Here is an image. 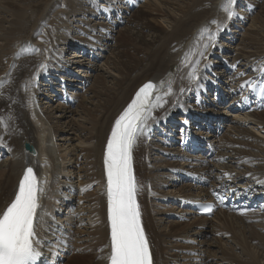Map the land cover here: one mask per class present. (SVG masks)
I'll list each match as a JSON object with an SVG mask.
<instances>
[{"label": "bare ground", "instance_id": "bare-ground-1", "mask_svg": "<svg viewBox=\"0 0 264 264\" xmlns=\"http://www.w3.org/2000/svg\"><path fill=\"white\" fill-rule=\"evenodd\" d=\"M100 1L103 2V0H67L65 9L62 11L66 15V22H70L71 18H77V22H80L78 28L82 30L87 28L85 31H81L90 39L75 40L78 43L86 41L87 44H83V46L95 49L99 38L115 40V45L109 51V55L103 64L105 68L101 66L94 68V71L102 70L97 78L96 75L94 76L96 79L92 84L94 87L100 82V88L94 89L88 95L83 93L80 96L82 103L90 104V107L86 108L89 110L86 115H84L83 109L75 111L78 118L88 124V127L84 125V130L80 128L82 123L78 126L80 133L81 131L84 132L81 137H77L79 136L78 133L72 136V131L64 132V129L71 130L68 129V124L64 126V129L57 124L51 125L49 120L57 111L48 109L44 111L39 106L35 107L33 100L38 93L36 87L42 85L39 82L41 78L46 80L49 75L54 76L56 71L62 72L60 68L63 66H60L57 58L62 60L63 57L59 55L57 49L49 51L56 41L52 36L53 32L50 30V26H46V20L51 9L57 6L58 0H45L44 9L40 12L37 10L41 4L39 1L31 4L25 1H21V4L20 1L18 3L13 0L0 2V14L4 15L2 19L0 18V143L9 151V156L0 162V213L12 201L19 180L27 167H32L36 174L39 173V181L44 183L40 197L41 202H43L41 206L44 208L42 215L44 219L48 218L47 213L54 212V205L60 208L63 197L71 200V197L74 196L78 210L73 217L70 212H63L62 215H58L59 218L56 216L49 219L53 228L59 227L69 220L71 226L67 225V228L72 229V234H68L70 239L67 236H61L68 246L66 252H58L54 256L52 260L55 264L68 252L76 253L69 260V264H104L107 261L108 247L106 241L108 232L105 219L107 202L101 193V188L103 184L102 155L111 126L115 118L144 83L152 81L156 84L157 91L154 95L162 96L171 90L174 94L179 92L181 88L177 86V80L185 75L188 76L192 67L196 66L195 60L198 59L199 52L203 50V44L208 42V35L215 33L216 40L219 37L220 29L224 21L227 20V14L221 15H223L224 7L230 2V0H190L191 6H193L189 9L184 10L180 7L174 10L173 7L171 8L161 0H146L142 6L136 7L137 9L140 8L137 11L133 6L142 0H125L126 2L111 0L114 3L103 2L102 5L105 6L100 4L99 6ZM205 1L206 3H204ZM129 2L132 4L131 10L128 9ZM238 2L239 0H236V6ZM28 9H31V14L25 13ZM220 10L222 13L219 16ZM235 10L238 12L239 7ZM260 12L263 16L264 3H262L261 10L257 12V15ZM91 15L97 17L100 22H93L92 27H87L89 21L92 20ZM150 15L153 19L159 18L160 21L165 22L169 30L165 23L163 29L157 28L151 22ZM117 17L121 18L120 21L124 23V26L115 30L113 27H118L116 25ZM258 17L260 18V14L253 17L249 24V29L254 31L252 38L242 39L243 42L237 45V48L235 47L234 53H229L226 56L230 59V62L225 61V65L229 69L228 73L234 72L230 76L231 81L223 88L229 89L230 93L235 94L241 90L239 87L242 84L250 81L251 83L247 85L248 89L252 86L257 94L251 98L242 95L236 98L239 102L251 99L253 104H264V97L259 95L260 88L264 86V45L257 42L258 37L264 35V20L259 21ZM25 19L26 21H24ZM59 20L60 18H58L54 30L60 26ZM213 20L218 23L212 24L211 21ZM23 33L26 34V37ZM39 33L47 43L46 62L43 68L44 60L41 59V56H31V54L15 58L13 53L21 42L20 49L25 48L23 40L30 41V46L35 44L36 35ZM117 38L121 39L120 42H117ZM221 46L222 43L219 45L215 41L214 47L208 49L209 56H212L213 60L207 58L208 60H204V62L206 61L207 64L211 65L209 70L203 69L205 64L203 61L199 66L197 74L200 77V82L194 84L195 86H192L190 90V93L196 96L199 102L177 103L176 105L171 99L164 102L163 108L154 110V115L158 118L157 121L149 123L145 134L139 138L134 147L133 165L139 189L137 199L144 214V226L150 237L149 241L154 252L155 264H207L206 262L210 259V264H261L264 259V255L261 257V254H264V234L261 232V229H264V212L255 214L257 216L253 217L255 220H252V218L245 216L216 211L211 217L214 219V223H211V218L207 220L198 217L193 207L188 206L190 209H187L190 217L184 209H180L179 205H176L177 208H174L177 211L171 213L173 215L179 213V218L190 220L184 223L172 222L168 225L169 229L166 230L161 225L168 219V212L174 210L171 208L174 203L152 204L154 200L148 201L151 198L150 195L153 197L161 195L167 198L172 196L169 192H178L190 195L188 198L191 203L199 204L202 202V199L198 198L202 187L201 183L195 184L188 178V180H183V185L173 190L166 189L165 184L159 183V180L156 179L158 175H165V177L170 175L172 177L169 172L173 168L180 167V165L167 159L162 163H157L158 161L152 163L150 162L152 157L149 158L155 149L153 141L157 139V135H162L168 139L172 138V132L176 130L183 133L191 132L192 126L198 125L199 121H204L206 126H211L208 134L212 136L210 142L213 141V144L210 145L208 142H201L200 140L198 142L203 149L211 146L213 149L215 148V155L212 160L208 159L207 164L203 166L201 160L204 158L199 159V154L190 155L184 152L187 160L182 163L184 171L190 175L196 174L198 171V174L201 175L202 171L205 170L212 182L217 180L218 184L222 183L224 186L227 178L230 177L232 179L230 183H235L234 186L237 191L242 193H247L250 190H257V192L261 189L264 190V110H253L246 116L237 115L230 118L231 124L225 134H222L218 141L214 137V130L219 124L217 109L225 100V96L222 92L223 88L218 84L215 85L218 92L214 94L213 88L215 87L209 78V73L212 72L215 76L224 73L223 69L214 67L220 61L219 59L214 60V58L222 52ZM259 58L262 65L250 63L246 71L247 74L243 78L236 77L238 72L240 75L243 72L246 73V65L240 64L241 61L245 62L246 60L248 63L250 60L256 61ZM173 65L176 68H173ZM109 66L116 71L115 74L108 71L111 70ZM242 66L245 68L241 69ZM104 73H107V76H104ZM63 76L60 75V81L65 82L64 86L68 85L72 76L65 75V78ZM234 78L237 81L235 84L232 83ZM34 81H37L36 86ZM46 81L49 85L52 84V80ZM205 82L212 87V93L216 95V99L218 98L217 101H208L207 92H204L200 87ZM32 83L34 85L28 88ZM62 108V106L56 107L58 111H61ZM176 112L187 114L189 129L184 127L174 129V123L183 119L181 116L176 118L174 115ZM200 113L216 116V119H204V117L199 116ZM57 116L55 115V117ZM169 122L172 126H169ZM259 125L261 128L258 129ZM60 132L64 134H60ZM235 135L240 137L228 142L231 140L229 137ZM57 140L61 143L57 144ZM247 140L251 142H247ZM252 140L256 144L257 142L260 144H255V146ZM24 142L36 149L35 156L24 152L22 148ZM236 143L248 149L231 146ZM220 159L225 161L220 162ZM245 173L249 174L247 178ZM251 180H261L263 184L261 186L259 182ZM62 184L74 185L76 195H58L57 189ZM62 193L67 194V191H62ZM202 193L203 195H212L209 188H203ZM183 197V199H188ZM44 219L39 225L42 232H46L48 229ZM84 220L86 222L81 224ZM53 222L59 224L54 225ZM205 224H207L206 229L201 230ZM208 228L213 234H219L216 238H212V241L206 238ZM246 228H249L250 231H247ZM224 238L225 241H223ZM182 240L188 241V243ZM77 241L80 243L78 244ZM226 242H229L227 243L228 246L230 245L228 248ZM253 243L255 244L253 245ZM211 247H214L215 250H212ZM86 248H92L93 252ZM96 248H101V255L98 259H92L97 255ZM188 249H193L199 253V257H197L199 261L195 259L192 262L193 257L184 252ZM235 249H238L239 254L234 252ZM261 249L263 250L259 255ZM93 254V257L88 258Z\"/></svg>", "mask_w": 264, "mask_h": 264}, {"label": "rangeland", "instance_id": "rangeland-1", "mask_svg": "<svg viewBox=\"0 0 264 264\" xmlns=\"http://www.w3.org/2000/svg\"><path fill=\"white\" fill-rule=\"evenodd\" d=\"M3 1H6V0H0V2H3ZM13 1H16L18 3H19V1H20V3H21V1H25L26 3L30 2V4L36 3L39 1V2H41V4H39V6H38L39 9L37 8L38 12H40V10H43L44 6H45V4H44L45 0H30V1L29 0H27V1L26 0H13ZM66 1L67 0H58L57 6L53 9H51L49 17L46 20V26H50V30H52V32H53L52 36L54 37V40L56 41V43L53 44V47L51 49H49V51L51 52L52 50L57 49L59 51V55H61L63 57L62 60L60 58H57L58 62L60 63V66H63L60 68V70H62V72L56 71L54 76L49 75L48 79H46V80H52V82H54V85H57V82L55 80H61V79H59L60 75H61V77H62V75H64L63 76L64 78H65V75H67V76L69 75V77L72 76V78H71L72 80L70 81V83H68V85H65V86H64L65 82H63V80H62L63 83H60V86H58V89L56 86L52 85L53 89H52V91H49L47 89V86H46V85H49L48 81L41 78V80H39V82L42 85H41V87H36L38 93H37V97L33 98V99H34L35 107L39 106V107L43 108L44 111H46L47 109L57 111L56 113L53 114V117L49 120V123L51 125L54 126L55 124H57V125L61 126L62 129H64V126L66 124H68L69 125L68 129H71V130L64 129V132L72 131V133H71L72 136H74V134L78 133L79 136H77V137H81L83 135L82 133H84V132L81 131V133H80V128L82 130H84L83 129L84 125H86L88 127V124L86 121H83L80 118H78V114L75 111H80L81 109H83V111H85L84 115H86L89 111L86 108L90 107V104L82 103L80 96L83 93H86V95H88L94 89L100 88V82H99V84L94 85V87L92 84H93V81L102 72V70L94 71V68H96L97 66H101L102 68H105V65H103V64L106 61L107 56L109 55V51L115 45V40L112 39L110 41L109 39H105V38L100 39L99 38V41L97 42V48H95V49L94 48L89 49V46H83V44L86 45V41L83 43H79V44H82V45H79L78 42L75 41L76 39L80 40L81 38H85L87 40L90 38L86 37V34L82 33V31H85L87 28H85L83 30L78 28L79 27L78 25H80V22H77L78 21L77 18H75V19L71 18L70 22L65 21L66 15L62 11L65 9ZM123 1L126 2L125 0H123ZM145 1L146 0L136 2V4H134L133 7H135V9H137L138 6H142V4ZM225 1H227V0H225ZM103 2H107L110 4L114 3L111 0H103ZM103 2L100 1L98 3V5L99 4L102 5ZM161 2L165 3L166 5L170 6L171 8L173 7L174 10H177V8H180V7L185 10V9H187V8L189 9V7L193 6V5L191 6L192 2H190V0H161ZM130 3L131 2H129V5H128L129 10H131V8H132V4H130ZM204 3H206V1ZM262 3H264V0H239L238 5L236 6V0H230V2L227 3V5L224 7L223 13L220 10L219 16L221 13L223 14L221 16H224V13L226 15L229 10L233 11L235 13V15L232 17L231 20H229L228 17H226L227 20L224 21V24L221 27L222 30L220 32V35L216 40L217 44L219 43V45H220V43H222V46H221L222 52L220 54H217L216 55L217 57L214 58V60H217V59L220 60L219 63L217 65H215L214 67L218 68L220 70L223 69L224 73H220L217 76H215L212 72L209 73V78L213 81V87H215V88H213L214 94L218 92V90L216 89L217 87L215 85L218 84L220 87L223 88L229 82L226 75L229 74L230 72H231L230 74L232 75V73L234 72V71L233 72L230 71L228 73L229 69L226 67L225 61L230 62V59L226 56L229 53L230 54L234 53L235 49L238 47L237 45H239L241 42H243L242 39L252 38V36L254 35V31H251V29H249L250 28L249 24L253 20V17H257L260 14L261 19L258 17L259 18L258 20L259 21L264 20V14H263V16L261 15L262 12L258 13V15H257V12H259L261 10ZM17 5H19V4H17ZM223 5H224V3H223ZM102 6H105V5H102ZM237 7H239L238 12H236V10H235V8H237ZM139 9H137V11ZM30 10L31 9L26 10L25 13L31 14ZM95 12L97 13L96 10H95ZM109 12H112V11H109ZM101 15H99V16L101 17ZM3 17H4V15L0 14V18L2 19ZM90 17L92 18V20H90L91 22L89 21V24L87 27H92L93 22H100V20L97 17H94L93 15H91ZM58 18H60V20H59L60 26L58 27L57 30H54L53 28L56 25ZM120 19H121L120 17L116 18V25H118V27H113V29H115V30L120 29L124 26V23L121 22ZM150 19H151V22L154 23V25L157 28L159 27V29H163L166 26V23L160 21L159 18H155V19H157V20H155L152 18V15H150ZM152 19L155 21H153ZM24 21H26V19ZM69 23H71V24H69ZM164 23H165V26H164ZM2 24L4 25L5 23H2ZM166 27L169 30V27L168 26H166ZM45 30H46V27H45ZM23 35H24V37H26V34L23 33ZM120 40H121L120 38H117V42L118 41L120 42ZM257 42L260 45H262V44L264 45V35L259 36L257 39ZM33 45L34 44H32L31 46H33ZM86 47H87L88 51H90V53H88ZM101 48H103V49H101ZM80 49L82 50V52H84V54L81 53ZM41 52L43 53L42 56L46 55L45 52H43V51H41ZM222 55L224 56L223 58H222ZM38 56H41V55H38ZM211 57L212 56H209V53H208V59L210 58V60H213V58H211ZM179 62H180V58H179ZM203 63L207 64L206 61L205 62L203 61ZM260 65H262V64H260ZM173 68H176V66L173 65ZM244 68L245 67L242 66L241 69H244ZM109 69H111V70H108V71H110V73H113V74L116 73V71L113 70L111 66H109ZM172 74H173V71H172ZM95 75H96V78L94 79ZM104 76H107V73H104ZM244 76L245 75H240L239 77L243 78ZM34 82H35V86H36L37 81H34ZM188 82H189V79H188L187 75L183 76V78L182 77L179 78V80H177V86L179 88L186 89V92L181 94L180 90H179V92L177 94H174L173 90H171L169 93L162 94V96H160V97H162L161 102L164 103L170 99L173 101L174 105H176L177 103L191 104L194 102L195 103L199 102L198 99L196 98V96H193L190 93L192 86H195L197 83H188ZM33 85L34 84L32 83V85H29L28 88H31ZM184 85L185 86L187 85V86L183 87ZM200 87L204 92H207V97H209V99H208L209 102H212L214 100L217 101L218 98L216 99V95H214L212 93L213 92L211 90L212 87L209 86V84L207 82H205ZM251 87L252 86H250L249 88H251ZM89 88H90V90H88ZM239 88H241V86ZM245 88L248 89V86H246ZM71 89H73V91H70ZM188 89H190V90H188ZM42 90L44 92H42ZM87 91H89V93H87ZM61 92H64L67 95L63 99H62L63 95L61 94ZM222 92L225 96V100L224 101L222 100L223 102L221 103L220 108L217 109V112L219 114L218 115L219 116L218 117L219 118V124L224 128V131H223L224 132L223 135H224L225 131L227 129H229V127H230L231 122L229 120H230V118H233V117H229L225 113V109H223V104H225L228 101L227 99H230V94L231 95H234V94L230 93L229 89H224V88L222 89ZM59 95H60L61 101L59 100ZM209 95H212V96H209ZM241 95L245 97L244 94H241ZM39 97L41 99H38ZM41 100H42V102H41ZM36 103H37V105H36ZM58 106L63 107L61 109V111H58V109H56V107H58ZM180 113H183V112H180ZM180 113L176 112L174 114L175 117L177 118V117L181 116V115H179ZM197 113L199 114L198 111H197ZM214 113H216V112H214ZM183 114H185V113H183ZM55 115H58L59 117L58 116L55 117ZM199 116L204 117V119L205 118H209V119L213 118L212 120L216 119V116L206 117L202 113H200ZM186 117H187V115H186ZM186 117H183V119H181L186 124L184 123V125H182V126H177L178 122L174 123V129L175 130H176V128L182 129L183 127L189 129V125L187 123ZM80 123H82V124L80 125ZM168 124H169V126H172V124H170V122ZM227 124H228V126H227ZM79 125L81 126L80 128L78 127ZM206 128H207L206 123H204V121L203 122L199 121L198 125L195 124L192 126L191 133L193 136H195L197 138V140H200L201 142H204V141L207 142V140L205 138H207V139L209 138L208 139L209 143L213 144V141L210 142V140L212 139V136L208 134L209 133L208 131L211 129V126H210V129L208 131H206L207 133L205 134V133H203V131ZM259 128H261V125H259ZM177 131L178 130H176L175 132L173 131L172 132V135H173L172 138H168V139H165L164 136H162V135H157V137H156L157 139H155L153 141V147L155 149L152 151V154L149 155V158L152 157L150 162L153 163V162L158 161L157 163H162V161H165L166 159L169 160L168 159L169 156L179 158L185 154L184 152L189 153L186 149L181 150L179 148V146L177 145V143H176V140L178 138L177 134H179ZM60 134H64V133L60 132ZM201 135H203V136H201ZM221 137H222V135H221ZM237 137H240V136L235 135V136L229 137V139H231V140H229L228 142H231L232 140H236ZM239 140H240V138H239ZM247 142H251V141L247 140ZM253 142L255 145L256 144L255 141H253ZM60 143H61V141L57 140V144H60ZM257 144H260V143L257 142ZM231 146L234 148H240V149H246V150L248 149V148L242 147L241 145H239L237 143L234 145H231ZM190 155H192V154H190ZM187 159H189V158H187ZM179 161L180 160L177 159V161H172V162H176L178 164ZM185 161H187V160L184 158V161L180 162V164L183 165L182 163ZM181 167H179V168H181ZM164 169H166V167H164ZM237 169H239V168H237ZM156 179L159 180V183L165 184L166 189L175 190V188H179L181 185L184 184L183 179H182V181H179L178 183H173L172 181L176 180L175 177L173 176V174H172V177H170V175H169V177H165V175H158L156 177ZM61 186L64 187V184L60 185V187L57 189V194L60 196L70 195L68 192H67V194L66 193L61 194L62 191H67L66 188H64V190H63V188H61ZM66 186H71L72 191H74V185L67 184ZM169 194L172 196L173 195L177 196V194H179V193L178 192H169ZM172 196L165 198V196H161V195H156L155 197L150 195L151 199H148V201L154 200L153 201L154 203L151 202L152 204H158V203L164 204V203H168L169 201H166V200L169 198H172ZM71 201H75L74 196L71 197ZM41 203H43V202H41ZM170 203L171 202H169L168 204H170ZM61 204H62V202H61ZM149 205H150V203H149ZM176 205H179V202L175 205L174 204L172 205L171 208H173L174 210H170L167 214L168 219H166V221L164 223L162 222L163 225H161V226H163L164 229L166 228V230L169 229L168 225L171 224L172 222H183L184 223V222L190 220V219H186V218H182V217L179 218V213L176 215H173L171 213V212L177 211L175 209V208H177ZM178 207H180V205ZM55 209L56 208H53L54 212H55ZM180 209H182V208L180 207ZM167 210H169V208H167ZM185 211L189 215V212L187 210H185ZM183 215H186V214L183 213ZM176 216H178V217H176ZM209 230H208V232H206V238L207 239L216 238V236L219 235V234H217V235L214 234V237H213L212 231L211 230L209 231ZM246 230L250 231L249 228H246ZM261 232L264 234V229H261ZM182 241L186 242L185 240H182ZM223 241H225V238ZM77 243L79 244L80 242L77 241ZM186 243H188V241ZM227 243H229V242H226V244ZM254 244L255 243H253V245ZM229 246L227 244L226 247L228 248ZM211 249L215 250L214 247L213 248L211 247ZM262 250L263 249H261L259 251V255H260ZM184 252L187 253L188 255H190L191 257H193L192 262H194L195 259H197V257H199V253H197L193 249H188ZM234 252L236 254H239L238 249H235ZM73 254H76V253L68 252L67 255H64L63 258L60 259V261H58L57 264H69V260L72 258ZM263 255L264 254L262 253L261 257ZM91 257L92 256H89L88 258H91ZM197 260L199 261V259H197ZM212 260L215 262L214 259H212ZM261 264H264V259L261 261Z\"/></svg>", "mask_w": 264, "mask_h": 264}, {"label": "snow or ice", "instance_id": "snow-or-ice-1", "mask_svg": "<svg viewBox=\"0 0 264 264\" xmlns=\"http://www.w3.org/2000/svg\"><path fill=\"white\" fill-rule=\"evenodd\" d=\"M234 15L233 11L227 12L229 20ZM211 23L218 22L213 20ZM207 41L195 60L196 66L188 73L191 83L200 82L198 69L201 61L207 60L208 49L214 47L216 34L210 33ZM210 67V64H204L205 71ZM250 83L246 81L241 89ZM156 91V84L152 81L139 87L134 98L115 118L106 140L103 165L110 225V264H153L137 199L139 189L134 173L133 151L149 123L157 121L154 110L165 106L162 98L154 95ZM185 91L184 88L180 89L181 94ZM259 95L264 97V86L260 88ZM42 191V184L34 169L27 167L19 180L14 199L0 213V264H37L41 260L42 253L34 242V220ZM203 208L206 213L212 211V205H204Z\"/></svg>", "mask_w": 264, "mask_h": 264}]
</instances>
